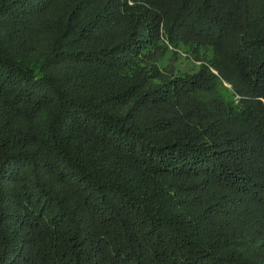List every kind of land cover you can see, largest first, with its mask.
<instances>
[{
	"label": "trees",
	"instance_id": "trees-1",
	"mask_svg": "<svg viewBox=\"0 0 264 264\" xmlns=\"http://www.w3.org/2000/svg\"><path fill=\"white\" fill-rule=\"evenodd\" d=\"M0 264H264V0H0Z\"/></svg>",
	"mask_w": 264,
	"mask_h": 264
},
{
	"label": "rangeland",
	"instance_id": "rangeland-1",
	"mask_svg": "<svg viewBox=\"0 0 264 264\" xmlns=\"http://www.w3.org/2000/svg\"><path fill=\"white\" fill-rule=\"evenodd\" d=\"M229 88V84L227 82H222V84L219 86V91L221 94H226L227 93V89Z\"/></svg>",
	"mask_w": 264,
	"mask_h": 264
}]
</instances>
